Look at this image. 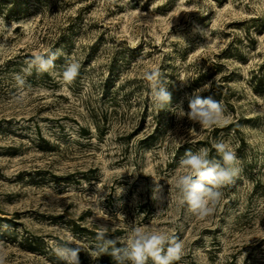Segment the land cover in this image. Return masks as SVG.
<instances>
[{"label": "rangeland", "instance_id": "1", "mask_svg": "<svg viewBox=\"0 0 264 264\" xmlns=\"http://www.w3.org/2000/svg\"><path fill=\"white\" fill-rule=\"evenodd\" d=\"M27 5L26 14L0 13V264H63L55 248L68 243L81 248L80 264H115L94 253L101 225L111 238L133 228L176 237V264H264V0ZM56 50L55 69H33L17 99L25 61ZM71 58L80 74L64 85L58 74ZM151 71L171 93L162 109L144 78ZM211 80L224 96L221 122L178 118ZM218 141L235 151L239 172L200 219L178 193L190 171L180 161L201 148L220 159Z\"/></svg>", "mask_w": 264, "mask_h": 264}, {"label": "clouds", "instance_id": "2", "mask_svg": "<svg viewBox=\"0 0 264 264\" xmlns=\"http://www.w3.org/2000/svg\"><path fill=\"white\" fill-rule=\"evenodd\" d=\"M0 24L4 21L0 19ZM6 27H10L6 25ZM182 39V38H181ZM62 54L61 50L49 51L46 55L30 57L25 61L26 67L21 73L15 74L18 90L17 99L27 95L31 89L26 77L35 69L37 73L52 72L55 61ZM81 64L74 58L67 59L63 71L59 73L60 82L70 85L79 76ZM144 78L150 85L152 102L162 109L171 102V93L167 90V81L159 71L145 73ZM202 89H197L188 99V109L179 106L178 118L186 117L189 121L204 127H211L221 122L224 113L222 103L213 96L204 97ZM259 115L264 116V108ZM220 159L210 157L208 148H201L196 152L188 151L180 161V165L189 169V174L182 175L177 181V190L182 202L198 218L204 219L213 214L216 204L223 196L222 188L233 182L239 172L236 153L224 141L213 143ZM163 186L157 184L154 198L164 199ZM94 196V195H93ZM107 226L101 225L96 235V255L108 254L115 264H176L182 258L183 243L176 237L163 235H142L133 228L125 238H111ZM119 245V246H118ZM80 247H72L70 243L57 245L55 254L63 264H80Z\"/></svg>", "mask_w": 264, "mask_h": 264}, {"label": "trees", "instance_id": "3", "mask_svg": "<svg viewBox=\"0 0 264 264\" xmlns=\"http://www.w3.org/2000/svg\"><path fill=\"white\" fill-rule=\"evenodd\" d=\"M47 0H0V13L3 15H20V14H26L28 12L27 10V4L29 2H33V3H41ZM71 20H74V18H72ZM73 23H70L65 30H68V33H62L55 41V45L56 47H60L62 46L67 39L70 38V35L73 33ZM226 53V51H225ZM229 53V51H228ZM217 65L220 64H216ZM205 73H200L198 78H201L202 76H204ZM209 76V74H208ZM220 86V84H216L215 82H213V80H211L210 82V86L208 87L207 90H205L204 92H202V96L207 97V96H213L214 99L221 101L222 99H224V96H222L221 91H214V88ZM14 154V153H13ZM216 159L217 156H211Z\"/></svg>", "mask_w": 264, "mask_h": 264}]
</instances>
